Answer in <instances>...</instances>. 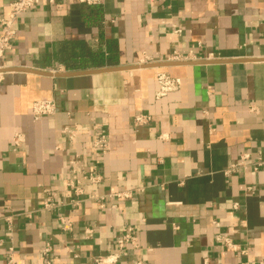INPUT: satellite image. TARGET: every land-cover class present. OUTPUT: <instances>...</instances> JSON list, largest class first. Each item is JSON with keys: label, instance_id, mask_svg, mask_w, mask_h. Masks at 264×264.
I'll list each match as a JSON object with an SVG mask.
<instances>
[{"label": "crops", "instance_id": "obj_1", "mask_svg": "<svg viewBox=\"0 0 264 264\" xmlns=\"http://www.w3.org/2000/svg\"><path fill=\"white\" fill-rule=\"evenodd\" d=\"M36 1L0 61V264L127 233L120 264H264V0Z\"/></svg>", "mask_w": 264, "mask_h": 264}, {"label": "built area", "instance_id": "obj_2", "mask_svg": "<svg viewBox=\"0 0 264 264\" xmlns=\"http://www.w3.org/2000/svg\"><path fill=\"white\" fill-rule=\"evenodd\" d=\"M56 0H50V3H54ZM80 4L87 6H98L101 4V0H77ZM37 4L36 0H15L10 4V12L6 19H3L0 22V61L5 56V54L11 50L12 41L16 36L14 29V23L16 18L35 7ZM186 59L180 54H174L170 61L173 63H180ZM159 84L158 97H164L168 93L173 92L180 88L181 82L179 79L172 78L167 74H160L157 77ZM55 113V104L53 101H39L33 106V115L36 120H39L45 116L53 115ZM137 124L142 125L150 121V118L147 116H137L135 118ZM99 147L102 149L105 147V140L102 138ZM263 163L258 162L255 164V169L258 166H262ZM240 165L233 166L232 169H238ZM231 169V170H232ZM227 246L229 248H235L234 245L230 243L229 240H226ZM129 246L135 247V239L130 233L124 235L117 243V249L112 251L108 255L98 256L94 259V264H120L122 252L125 251ZM52 249L50 246H47L43 250V256L45 257L44 264H52L51 261Z\"/></svg>", "mask_w": 264, "mask_h": 264}, {"label": "water", "instance_id": "obj_3", "mask_svg": "<svg viewBox=\"0 0 264 264\" xmlns=\"http://www.w3.org/2000/svg\"><path fill=\"white\" fill-rule=\"evenodd\" d=\"M119 70H122V69H111V70H105V71H93L94 73H97V72H109V71H111V72H114V71H119ZM42 74H47V73H42Z\"/></svg>", "mask_w": 264, "mask_h": 264}]
</instances>
